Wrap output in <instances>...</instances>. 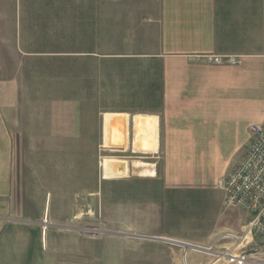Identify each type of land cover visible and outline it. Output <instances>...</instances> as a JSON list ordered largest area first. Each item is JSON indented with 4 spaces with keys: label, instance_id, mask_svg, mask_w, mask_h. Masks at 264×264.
Listing matches in <instances>:
<instances>
[{
    "label": "rangeland",
    "instance_id": "1",
    "mask_svg": "<svg viewBox=\"0 0 264 264\" xmlns=\"http://www.w3.org/2000/svg\"><path fill=\"white\" fill-rule=\"evenodd\" d=\"M21 11L23 34L6 35L0 78L25 133V217L44 233L40 264L228 263L192 247L217 250L219 236L244 234L245 214L222 205L239 150H218L211 185L195 188L169 183L158 147L148 154L138 146L139 118L155 119L158 138V0H23ZM216 22L227 61L264 54V0H217ZM118 114L128 115L126 144L103 147ZM108 160L124 167L123 177L103 180ZM149 169L154 178L140 177ZM250 239L248 264H264V237Z\"/></svg>",
    "mask_w": 264,
    "mask_h": 264
},
{
    "label": "crops",
    "instance_id": "2",
    "mask_svg": "<svg viewBox=\"0 0 264 264\" xmlns=\"http://www.w3.org/2000/svg\"><path fill=\"white\" fill-rule=\"evenodd\" d=\"M22 1L0 0V75L6 35L23 34ZM158 2L160 42L153 57L161 66V105L154 154L167 164L169 183L207 187L211 157L231 146L240 152L237 165L247 152L251 127L264 124V54H241L230 62L218 52L217 0ZM6 86L0 78V264H40L44 233L39 234L37 220L25 217V179L32 168L25 171V133ZM118 115L127 126L128 115ZM117 127L125 146L126 127ZM101 132L104 136L103 119Z\"/></svg>",
    "mask_w": 264,
    "mask_h": 264
},
{
    "label": "built area",
    "instance_id": "3",
    "mask_svg": "<svg viewBox=\"0 0 264 264\" xmlns=\"http://www.w3.org/2000/svg\"><path fill=\"white\" fill-rule=\"evenodd\" d=\"M225 209H238L246 216L243 235L223 234L216 242L219 249H200L211 256L226 257V264H248L249 257L242 250L245 238L251 243L255 237H264V124L250 129V142L244 158L232 169L222 185Z\"/></svg>",
    "mask_w": 264,
    "mask_h": 264
},
{
    "label": "bare ground",
    "instance_id": "4",
    "mask_svg": "<svg viewBox=\"0 0 264 264\" xmlns=\"http://www.w3.org/2000/svg\"><path fill=\"white\" fill-rule=\"evenodd\" d=\"M119 118L120 117H113V118L108 119L107 126L105 128V143H104L103 147H119V146L123 145L122 139L125 137V135H124V133H122L118 129L117 126L119 125V127H123L122 125L124 123H122L119 120ZM117 123H118V125L115 126V124H117ZM124 127H126V126H124ZM124 127H123V129H124ZM138 127L140 129V141H139L138 146L140 147V149L143 153L150 154L152 150H155L157 148L155 119L153 117L139 118L138 119ZM119 165H120V163H118L116 161H111V160H108L104 164L101 163L100 167H101V169H102L101 171L103 173V180L119 179V178L123 177V175L125 173V169L123 167V171H118L117 167ZM138 166L140 167V166H147V165L145 163H138V165L136 164V168H138ZM136 168H134V169H136ZM138 169H140V168H138ZM141 173L142 174L140 175V177H142V178H152L155 176V172L152 169L151 170L150 169L144 170ZM43 224H48V222L46 220H44ZM42 229L45 230L46 229L45 226H43ZM193 251L199 253V249H193ZM184 261H185L184 263H186V258Z\"/></svg>",
    "mask_w": 264,
    "mask_h": 264
},
{
    "label": "water",
    "instance_id": "5",
    "mask_svg": "<svg viewBox=\"0 0 264 264\" xmlns=\"http://www.w3.org/2000/svg\"><path fill=\"white\" fill-rule=\"evenodd\" d=\"M191 247V246H190ZM193 249H199V248H197V247H192Z\"/></svg>",
    "mask_w": 264,
    "mask_h": 264
}]
</instances>
